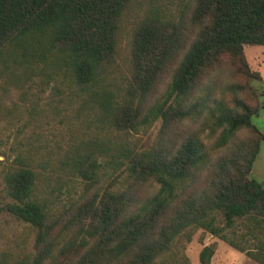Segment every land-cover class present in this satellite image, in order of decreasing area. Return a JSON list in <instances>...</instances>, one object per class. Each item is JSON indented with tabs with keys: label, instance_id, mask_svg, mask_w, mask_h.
Listing matches in <instances>:
<instances>
[{
	"label": "trees",
	"instance_id": "1",
	"mask_svg": "<svg viewBox=\"0 0 264 264\" xmlns=\"http://www.w3.org/2000/svg\"><path fill=\"white\" fill-rule=\"evenodd\" d=\"M248 46L264 0H0V264H188L199 230L264 264Z\"/></svg>",
	"mask_w": 264,
	"mask_h": 264
},
{
	"label": "rangeland",
	"instance_id": "2",
	"mask_svg": "<svg viewBox=\"0 0 264 264\" xmlns=\"http://www.w3.org/2000/svg\"><path fill=\"white\" fill-rule=\"evenodd\" d=\"M244 53L251 68L258 71L261 75L260 81H253L252 85L261 93L260 102L262 107L258 114L252 117V123L264 135V46H248L244 48ZM158 124H156L148 135V143L151 142L157 132ZM3 157H0V163ZM1 168V164H0ZM249 177L258 182L264 181V142L260 146ZM23 224L15 221L11 217L0 215V248L6 246L14 240V237L23 231ZM33 236L29 241L31 242ZM214 245L215 252L211 258L210 264H256L249 260L244 254L232 249L226 243L218 238L212 237L202 230L197 231L190 243L184 247V255L188 259V264H200L199 252L206 245Z\"/></svg>",
	"mask_w": 264,
	"mask_h": 264
}]
</instances>
